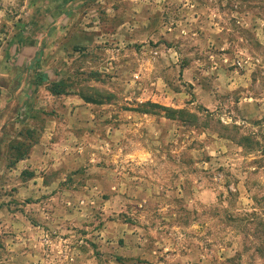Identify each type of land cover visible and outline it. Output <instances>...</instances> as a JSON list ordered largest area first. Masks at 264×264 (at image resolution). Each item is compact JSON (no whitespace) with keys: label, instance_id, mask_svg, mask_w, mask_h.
I'll return each instance as SVG.
<instances>
[{"label":"rangeland","instance_id":"rangeland-1","mask_svg":"<svg viewBox=\"0 0 264 264\" xmlns=\"http://www.w3.org/2000/svg\"><path fill=\"white\" fill-rule=\"evenodd\" d=\"M241 136L264 147V0H0V264H264Z\"/></svg>","mask_w":264,"mask_h":264},{"label":"trees","instance_id":"trees-1","mask_svg":"<svg viewBox=\"0 0 264 264\" xmlns=\"http://www.w3.org/2000/svg\"><path fill=\"white\" fill-rule=\"evenodd\" d=\"M39 79L42 82L49 81V79H48V77H47V75L45 73L40 74ZM49 89H50V92L53 95H62V94L66 93V85H65V83L63 81H59L57 83L56 82H51ZM97 95H99V94H97ZM81 97L88 103H93V104H98V105L103 103L102 102L103 101L102 100V96L93 97V96H89V95H86V94H82ZM147 105L143 106L142 108H140V112L147 113L148 112ZM154 107L158 108L159 106H154ZM159 108L161 110L165 111L166 117L171 119V120L179 119V120H182V121L194 123V121H196V119H197L196 116L191 115L190 113H188V112H186L184 110H173V109L164 108V107H159ZM222 138L229 139V136H227V137L222 136ZM238 144L240 146L245 147V148H250L251 150L256 149V146H257V149L261 150L262 157L264 159V147H261L259 142H255V144H256V146H255L253 144L252 140H251V137H249V136H241ZM21 146H23V145L20 144V146L17 148L18 149V156L15 158L14 163L23 160L25 158L26 154H27V151L24 152V151L21 150V148H20Z\"/></svg>","mask_w":264,"mask_h":264}]
</instances>
